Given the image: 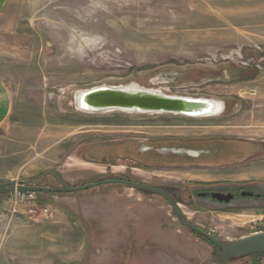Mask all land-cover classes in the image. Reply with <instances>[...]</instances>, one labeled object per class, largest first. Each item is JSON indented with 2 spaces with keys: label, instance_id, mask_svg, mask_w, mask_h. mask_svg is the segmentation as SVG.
I'll return each instance as SVG.
<instances>
[{
  "label": "rangeland",
  "instance_id": "rangeland-1",
  "mask_svg": "<svg viewBox=\"0 0 264 264\" xmlns=\"http://www.w3.org/2000/svg\"><path fill=\"white\" fill-rule=\"evenodd\" d=\"M0 81L11 101L0 127V264H157L152 249L177 264H264V255L222 257L162 197L123 185L36 194L49 214L7 233L3 219L19 193L2 192L130 181L170 191L189 223L224 243L264 233V205L225 207L194 194L264 191V0H6ZM126 86L223 110L188 118L77 108L80 92ZM144 207L178 240L137 245L145 256L131 258L134 234L119 248L118 225Z\"/></svg>",
  "mask_w": 264,
  "mask_h": 264
},
{
  "label": "water",
  "instance_id": "water-1",
  "mask_svg": "<svg viewBox=\"0 0 264 264\" xmlns=\"http://www.w3.org/2000/svg\"><path fill=\"white\" fill-rule=\"evenodd\" d=\"M214 103V105H212ZM215 103L221 105L219 113L213 112ZM77 108L87 113L126 112L142 115H180L188 118H204L218 115L223 110V104L203 98H189L167 96L155 90L141 89L134 86L126 87H99L80 92L76 96ZM213 107H211V106ZM212 111V112H211ZM217 113V114H216ZM123 185L134 190L143 191L162 197L176 214L181 224L196 236L210 243L218 249L220 255L229 260H238L249 255H264V233L254 234L240 238L231 243H224L210 234L189 223L181 214L178 205L172 200L170 194L163 188L122 180H108L92 183L74 188H39L32 186H18L2 190L3 193L12 195L17 191L19 196L26 193L35 194H72L83 192L98 186ZM1 191V190H0ZM213 197L221 202L228 201V196L215 194Z\"/></svg>",
  "mask_w": 264,
  "mask_h": 264
},
{
  "label": "crops",
  "instance_id": "crops-1",
  "mask_svg": "<svg viewBox=\"0 0 264 264\" xmlns=\"http://www.w3.org/2000/svg\"><path fill=\"white\" fill-rule=\"evenodd\" d=\"M6 5V0H0V14L2 13V11L4 10V7ZM10 95L8 94V90L7 87L4 83H2L0 81V127L7 121L10 113H11V108H10ZM160 215V214H159ZM156 217L158 216V214L156 212H152L150 211L148 208L144 207L141 208L137 215H136V219H135V215L134 216H126V221L129 223L126 225L125 228H123L121 225H118L119 228L123 229V234H121L122 236H118L117 241H120V245L119 248L123 245V242L127 239H129L132 235L133 232V241L135 243V252L134 254H132L131 258L135 257V253L140 252V249H137L136 246L137 245H146L147 242H151V243H158L157 245L161 244V241H165L166 247L169 246H175L176 245V241L177 239V234L176 232H174L173 230H169L172 228H167L168 225L171 224H167L166 226L164 225L165 223L162 222V218H158L159 220H156L155 218L152 217ZM135 220V221H134ZM158 221V224L156 225L153 222ZM165 226V227H164ZM137 232V233H136ZM153 235V236H152ZM156 237H155V236ZM179 235V234H178ZM181 236V235H179ZM155 237V238H154ZM175 239V241H172ZM182 238V236H181ZM166 239L168 241H166ZM183 239H181V243H182ZM139 247V246H138ZM149 250V249H147ZM146 250V251H147ZM153 250V257L155 258H159L158 263L157 264H162V259L167 257L168 259H172L170 256L169 252H164L165 250L162 251H156L154 249ZM167 251V250H166ZM143 252V251H142ZM151 252V251H150ZM141 253V252H140ZM156 253V254H155ZM141 255H143V257L145 256V253H141ZM241 260V259H238ZM172 262V264H177L175 262V260H166L167 264L168 262ZM131 264L132 261H130Z\"/></svg>",
  "mask_w": 264,
  "mask_h": 264
},
{
  "label": "flooded vegetation",
  "instance_id": "flooded-vegetation-1",
  "mask_svg": "<svg viewBox=\"0 0 264 264\" xmlns=\"http://www.w3.org/2000/svg\"><path fill=\"white\" fill-rule=\"evenodd\" d=\"M244 185L240 186H232L227 189H220L213 186H202L203 189L200 191H194L196 193L195 196L199 199L210 201L213 204L222 205L225 207H229L232 205H239L241 201L248 200L251 201L249 206L255 207L256 205H264V191L259 190L257 186H246L243 188ZM166 190V189H165ZM172 200H175V196L168 190H166ZM220 194L223 196H228V201H221L219 202L217 198L215 199L213 195ZM175 202V201H174ZM177 204V203H176ZM169 205V204H168ZM173 211V210H172ZM176 215V214H175Z\"/></svg>",
  "mask_w": 264,
  "mask_h": 264
},
{
  "label": "built area",
  "instance_id": "built-area-1",
  "mask_svg": "<svg viewBox=\"0 0 264 264\" xmlns=\"http://www.w3.org/2000/svg\"><path fill=\"white\" fill-rule=\"evenodd\" d=\"M35 193H26L22 196H16L13 204L6 213V220L3 219V228L5 233L14 227L29 225L36 222L38 217H46L49 214L47 208H39L35 202ZM23 208L24 211H20ZM261 213V219L258 225H264V211ZM262 233V232H258Z\"/></svg>",
  "mask_w": 264,
  "mask_h": 264
},
{
  "label": "bare ground",
  "instance_id": "bare-ground-1",
  "mask_svg": "<svg viewBox=\"0 0 264 264\" xmlns=\"http://www.w3.org/2000/svg\"><path fill=\"white\" fill-rule=\"evenodd\" d=\"M106 59V58H105ZM81 63V62H80ZM212 105H214V103H212ZM211 106V105H210ZM211 107H213V106H211ZM213 110V112H215V111H217L218 113H219V111L221 110V105L219 104V103H215V107H213L212 108ZM211 111V112H212ZM217 114V113H216Z\"/></svg>",
  "mask_w": 264,
  "mask_h": 264
},
{
  "label": "trees",
  "instance_id": "trees-1",
  "mask_svg": "<svg viewBox=\"0 0 264 264\" xmlns=\"http://www.w3.org/2000/svg\"><path fill=\"white\" fill-rule=\"evenodd\" d=\"M39 196L41 195V194H38ZM194 234V233H193ZM198 237V236H197ZM199 239H201V240H203V241H205L204 239H202V238H200V237H198ZM206 243H208L207 241H205ZM210 246H212L210 243H208ZM213 247V246H212Z\"/></svg>",
  "mask_w": 264,
  "mask_h": 264
}]
</instances>
